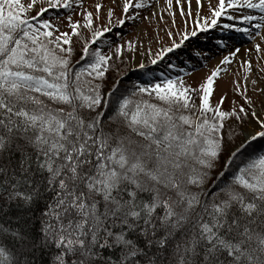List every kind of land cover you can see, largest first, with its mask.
I'll return each instance as SVG.
<instances>
[{
    "label": "snow or ice",
    "instance_id": "obj_1",
    "mask_svg": "<svg viewBox=\"0 0 264 264\" xmlns=\"http://www.w3.org/2000/svg\"><path fill=\"white\" fill-rule=\"evenodd\" d=\"M0 264H264V0H0Z\"/></svg>",
    "mask_w": 264,
    "mask_h": 264
},
{
    "label": "rangeland",
    "instance_id": "obj_2",
    "mask_svg": "<svg viewBox=\"0 0 264 264\" xmlns=\"http://www.w3.org/2000/svg\"><path fill=\"white\" fill-rule=\"evenodd\" d=\"M88 2L91 3V0H88ZM106 2H107V0H106ZM159 2H160L161 5H163L164 0H159ZM153 7H155V4L153 5ZM147 11L151 12L152 8H149ZM165 19L167 20V16H165ZM138 27L141 28V29L148 28L149 29V36L151 37V35H152V31H151L152 26H150L147 21L139 22L138 23ZM122 31H128L129 35H133L135 33V26L129 25L127 28L122 29ZM161 35H162V33H161ZM239 46L241 47V49H243L244 47L250 46V45H249V42L246 39H240V45ZM209 49H211V55H210V58L208 60V65H209V67H211V65L216 63V60L218 59L220 54L216 51L215 46L212 44L211 41L208 42V48H206L205 51H208ZM150 67H152V66H150ZM205 71H207V69L200 68V69H198V71L196 73H194L193 75L189 76L188 79L192 80V81H195ZM236 72H237V67H236L235 64H233L231 66V72L228 73L224 78L219 80V82L217 84V89H216V95L217 96L221 93V91H225V90L229 89V81L232 78V76H234L236 74ZM231 96H232V93L229 90L228 91L229 100L231 99ZM213 99H215V97H213ZM224 106L225 107L228 106V101L227 100H226Z\"/></svg>",
    "mask_w": 264,
    "mask_h": 264
},
{
    "label": "trees",
    "instance_id": "obj_3",
    "mask_svg": "<svg viewBox=\"0 0 264 264\" xmlns=\"http://www.w3.org/2000/svg\"><path fill=\"white\" fill-rule=\"evenodd\" d=\"M48 15H51V12L48 13ZM159 71H157V74H158Z\"/></svg>",
    "mask_w": 264,
    "mask_h": 264
}]
</instances>
